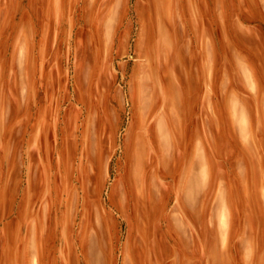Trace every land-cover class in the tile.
Wrapping results in <instances>:
<instances>
[{
    "label": "crops",
    "instance_id": "crops-1",
    "mask_svg": "<svg viewBox=\"0 0 264 264\" xmlns=\"http://www.w3.org/2000/svg\"><path fill=\"white\" fill-rule=\"evenodd\" d=\"M128 2L61 24L53 7L39 30L37 115L6 236L15 264L197 259L183 204L197 218L211 172L209 0H133L130 19ZM23 70L24 58L22 95Z\"/></svg>",
    "mask_w": 264,
    "mask_h": 264
},
{
    "label": "rangeland",
    "instance_id": "rangeland-1",
    "mask_svg": "<svg viewBox=\"0 0 264 264\" xmlns=\"http://www.w3.org/2000/svg\"><path fill=\"white\" fill-rule=\"evenodd\" d=\"M89 1L0 0V264H15L6 236L12 239L16 195L24 186L22 179L18 190V157L27 151L37 115L36 110L32 114V96L38 92L44 54L40 41V56L34 55L39 30L48 12L53 17V7L60 24L72 12L85 21L86 10L89 20L96 13L106 17L111 0L96 13ZM132 2L126 9L129 19ZM209 12L211 172L208 179L201 176L205 191L201 189L197 218L183 204L185 223L198 247L197 259L185 248L187 263L264 264V0H209ZM54 82L57 85L59 78ZM72 82L68 80V90ZM116 82L125 88V78Z\"/></svg>",
    "mask_w": 264,
    "mask_h": 264
},
{
    "label": "bare ground",
    "instance_id": "bare-ground-1",
    "mask_svg": "<svg viewBox=\"0 0 264 264\" xmlns=\"http://www.w3.org/2000/svg\"><path fill=\"white\" fill-rule=\"evenodd\" d=\"M170 21V20H169ZM166 41V40H165ZM167 43V42H166ZM252 131V130H251ZM147 159V158H146ZM192 162V161H191ZM148 170V169H147ZM143 177V176H142ZM153 200V199H152ZM167 205V204H166ZM137 206V205H136ZM135 208V207H134ZM138 215V214H137ZM85 224V223H84ZM254 251V250H253Z\"/></svg>",
    "mask_w": 264,
    "mask_h": 264
}]
</instances>
